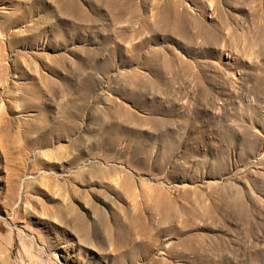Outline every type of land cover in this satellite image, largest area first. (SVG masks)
Here are the masks:
<instances>
[{
	"label": "rangeland",
	"instance_id": "1",
	"mask_svg": "<svg viewBox=\"0 0 264 264\" xmlns=\"http://www.w3.org/2000/svg\"><path fill=\"white\" fill-rule=\"evenodd\" d=\"M0 264H264V0H0Z\"/></svg>",
	"mask_w": 264,
	"mask_h": 264
}]
</instances>
